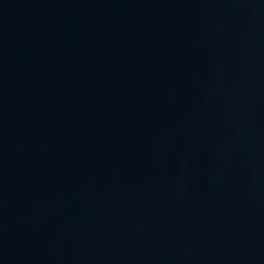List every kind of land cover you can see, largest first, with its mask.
<instances>
[{"label": "water", "instance_id": "obj_1", "mask_svg": "<svg viewBox=\"0 0 264 264\" xmlns=\"http://www.w3.org/2000/svg\"><path fill=\"white\" fill-rule=\"evenodd\" d=\"M0 264H264V0H0Z\"/></svg>", "mask_w": 264, "mask_h": 264}]
</instances>
